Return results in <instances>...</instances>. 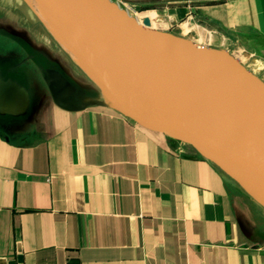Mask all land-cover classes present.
Returning <instances> with one entry per match:
<instances>
[{
	"label": "crops",
	"instance_id": "0c3cea01",
	"mask_svg": "<svg viewBox=\"0 0 264 264\" xmlns=\"http://www.w3.org/2000/svg\"><path fill=\"white\" fill-rule=\"evenodd\" d=\"M125 1L168 31L184 19L182 38L264 61V0ZM48 56L0 58V264H264L260 203L105 101L76 92L59 106L46 69L88 87Z\"/></svg>",
	"mask_w": 264,
	"mask_h": 264
},
{
	"label": "water",
	"instance_id": "95a60500",
	"mask_svg": "<svg viewBox=\"0 0 264 264\" xmlns=\"http://www.w3.org/2000/svg\"><path fill=\"white\" fill-rule=\"evenodd\" d=\"M44 2L75 34L82 67L107 104L190 146L264 207L260 77L231 53L157 31L112 0ZM43 78L61 107L79 92L58 70L46 69Z\"/></svg>",
	"mask_w": 264,
	"mask_h": 264
},
{
	"label": "rangeland",
	"instance_id": "374dc122",
	"mask_svg": "<svg viewBox=\"0 0 264 264\" xmlns=\"http://www.w3.org/2000/svg\"><path fill=\"white\" fill-rule=\"evenodd\" d=\"M20 3L21 0H0V58L17 61L19 58L23 59V57H26L29 54L36 58H38L40 54L46 57H49L48 55L51 57L55 56L68 67L71 66V72H73L72 74L75 77H78L81 83L87 85V89L83 90L82 87L79 88V92L84 93L83 97L86 100L90 102H102L103 100L100 96L101 91L97 83L90 77L85 69H83V67L80 66L75 59H73L70 51H68L62 44L61 35L58 31L53 27H51V29L47 28L41 21L38 20L33 11L28 13L26 8L21 6ZM127 4L129 7L133 8V11H136V14L132 13V16L138 18L139 21L147 17L149 20V26L157 31L171 35L177 34V37L182 38L180 33L183 29L187 30V27L190 26L184 24L185 20L183 19L178 23L182 24V29L178 28L177 30H169V32L167 28L161 24V22L166 23V20L160 22L158 16L155 14L145 10H137L133 5L129 3ZM61 27L66 31L65 34L63 31L61 32L66 38H68L70 49L76 52V44L73 41V36L68 32V28L63 23L61 24ZM58 29L60 28L58 27ZM196 38L198 39V37ZM200 43L205 46L210 44V42L205 39ZM208 47L222 49L212 45H209ZM227 50L232 51L230 47H227ZM232 54L236 59L239 57L240 59L238 58L237 60L242 65L264 81V61H254V59L257 58L256 56L248 57L247 59V56L244 55L245 53L243 52H235ZM29 62L32 61H28V63ZM187 147L189 146L187 145Z\"/></svg>",
	"mask_w": 264,
	"mask_h": 264
},
{
	"label": "bare ground",
	"instance_id": "6f19581e",
	"mask_svg": "<svg viewBox=\"0 0 264 264\" xmlns=\"http://www.w3.org/2000/svg\"><path fill=\"white\" fill-rule=\"evenodd\" d=\"M20 5L25 7L28 13H31V11H33L36 14L38 20L41 21L47 28L49 29H51V27L55 28L58 31V33L61 35V42L64 45V47L68 51H70L73 59H75L78 62V64L82 66L81 61L78 58V53L70 49L68 38H66L61 32L63 31L64 34L66 32L64 29H62L61 24L63 23L68 28L69 30L68 32L73 36V39L74 38L77 39L75 34L67 26V24L51 9V7L46 2H44V0H21ZM58 27L61 30L58 29ZM76 49H78L77 46H76ZM100 91H101L100 96L102 100L105 101L106 103L112 104V101L109 99V97L105 94V92L101 88H100ZM125 91L126 93H124V98L127 101L131 102L132 104H135V100L131 96V93L129 92V90L125 89ZM254 155H258V154L254 153ZM258 157L264 160V156H258Z\"/></svg>",
	"mask_w": 264,
	"mask_h": 264
},
{
	"label": "built area",
	"instance_id": "2783aa9c",
	"mask_svg": "<svg viewBox=\"0 0 264 264\" xmlns=\"http://www.w3.org/2000/svg\"><path fill=\"white\" fill-rule=\"evenodd\" d=\"M112 1L115 2L121 8H123L124 10H126L130 15H132V13L136 14V11H133V8L129 7V5L127 4V2L125 0H112ZM131 11H133V12H131Z\"/></svg>",
	"mask_w": 264,
	"mask_h": 264
}]
</instances>
